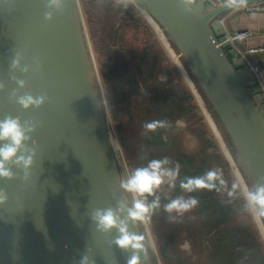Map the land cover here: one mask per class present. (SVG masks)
<instances>
[{
	"label": "water",
	"instance_id": "obj_1",
	"mask_svg": "<svg viewBox=\"0 0 264 264\" xmlns=\"http://www.w3.org/2000/svg\"><path fill=\"white\" fill-rule=\"evenodd\" d=\"M130 1L154 19L181 55L250 188L264 184L263 89L242 80L247 62L221 22L236 9L251 13L249 7L264 0H230L218 7L195 0L190 11L182 0ZM84 18L79 0H64L59 8L49 0H0V119L11 115L37 124L28 141L36 151L30 175L25 179L10 165L15 177L0 179L7 194L0 205V264H79L86 252L92 264H126L128 254L112 244L115 229L98 232L90 219L92 210L115 209L118 201L130 206L131 197L118 186L123 173ZM17 52L27 72L10 70ZM25 94L47 99L25 110L16 102ZM129 228L145 238L142 264H161L146 224Z\"/></svg>",
	"mask_w": 264,
	"mask_h": 264
},
{
	"label": "rangeland",
	"instance_id": "obj_2",
	"mask_svg": "<svg viewBox=\"0 0 264 264\" xmlns=\"http://www.w3.org/2000/svg\"><path fill=\"white\" fill-rule=\"evenodd\" d=\"M79 1L104 86L110 128L123 177L130 174L133 169L144 167L150 160H153L148 157L149 149L145 142L146 133L149 130H146L144 125L156 119V109L153 107L156 94L165 98L171 92L173 96L169 99L171 107L169 120L174 129V148L186 156L204 158L203 154L207 143L206 138L201 137L199 132L211 134L214 138L213 142L217 143L220 148L221 157L211 158L205 169L208 172L217 169L221 175H225L224 167H222L225 162L228 171L227 179L224 178V180L231 186L234 181L235 187L240 189L244 197L243 193L246 189L244 183L248 189H251L250 184L241 167L242 172L239 170L240 164L235 158V152L226 144V138L223 136L218 122L216 119L214 120L216 117L212 116L211 110L207 108L211 114V119H207L202 112L199 115L186 110L185 112L189 113L184 114L175 107L178 98L188 96V94L194 96L192 89L197 90V88L191 79V74L184 67L183 60L182 67L179 68L172 59V55L158 40L155 30L146 21V16L130 0ZM152 48L153 50H151ZM145 57L146 59H144ZM132 86L138 93H133V88H130ZM198 95L201 94L198 93ZM194 100V103L189 99L186 100V106L194 107L196 105L198 107L196 99ZM168 111H163L166 113L159 114V117L165 116ZM203 116L206 119L204 124L202 123ZM225 145L231 154L228 153ZM210 152H214V150L211 148ZM172 154L173 149L167 151L162 149L155 152V156L162 158H169ZM169 168L174 169L175 167L171 165ZM177 181L178 176L174 186H171L165 178V183L155 192V196H159L161 202L165 197L172 199ZM229 191L227 187L226 194L230 195ZM150 197L151 199L155 198L154 196ZM222 199V206L231 201L226 195H222ZM169 201L162 203L161 208L146 224L160 263L214 264L210 253L211 245L217 239V236L214 237L217 229H210L213 232L205 239V246L209 244L207 248L198 246L195 235L198 234L195 227V225L198 227V218L192 214V209L183 215L175 212L171 215L166 213L162 206ZM249 212L264 244V217L260 216L263 220L260 223L257 222L258 219H254L258 215L254 211L250 210ZM246 224L248 230H244V233H247V238L250 239L252 237L251 224L249 222ZM212 225L213 223L210 227ZM187 229H189V233L186 231ZM237 247H232V249ZM231 257L237 259L239 255L231 252Z\"/></svg>",
	"mask_w": 264,
	"mask_h": 264
},
{
	"label": "clouds",
	"instance_id": "obj_3",
	"mask_svg": "<svg viewBox=\"0 0 264 264\" xmlns=\"http://www.w3.org/2000/svg\"><path fill=\"white\" fill-rule=\"evenodd\" d=\"M50 5L61 7L64 0H49ZM233 2L243 3V0H233ZM186 10H191V6L195 4V0H182ZM125 6H127L125 4ZM46 19L51 20V14H46ZM10 70H19L27 72L28 68L21 67V55L16 53L10 64ZM16 83L21 89L26 88L23 80L16 79ZM4 85L0 83V89ZM47 97L33 96L25 94L16 97V102L25 110L29 108L41 107ZM165 121H153L144 125L146 130L155 131L158 127H165ZM37 124L34 120L21 121L18 116H5L0 119V179L11 180L15 177V173L10 165H14L24 173V178L30 175V169L34 164L36 155L35 146L29 147L28 141L32 139L31 133L36 130ZM170 163L167 157L163 159H153L144 167H137L130 174L123 178L119 177V188L131 197V205H126L125 201H118L117 207L106 209H94L90 212V219L95 225V229L101 233H111L113 229L116 235L112 240V244L119 250L127 253L126 264H142L141 257L147 258V245L144 243V236L138 232H133L129 228V223L133 225H144L151 221L152 216L161 208L159 196H155V192L165 183L167 178L169 184L174 186L175 180L179 173V164L176 167H166ZM217 179L215 170L207 172L201 177L186 178L181 181L180 187L187 191L193 192L197 189L214 187L212 183ZM244 198L246 208L254 211L259 216H264V184H260L252 189H245ZM155 198L149 201L148 197ZM7 201V194L4 190H0V205ZM198 201L194 197L184 199L176 197L168 203L163 204V210L172 214L173 212L183 215L197 205ZM126 211L124 218L118 215L119 212ZM79 264H92L91 258L87 254L80 257Z\"/></svg>",
	"mask_w": 264,
	"mask_h": 264
},
{
	"label": "trees",
	"instance_id": "obj_4",
	"mask_svg": "<svg viewBox=\"0 0 264 264\" xmlns=\"http://www.w3.org/2000/svg\"><path fill=\"white\" fill-rule=\"evenodd\" d=\"M151 50H153V48ZM144 59H146V57ZM130 88H133V93H138V91L134 90L133 86ZM172 96L173 93L170 92L169 96H166L165 98L160 96V94H156L154 98L155 105H153V107L156 109L155 121H165L167 124L163 128L158 127L155 131H148L146 133L147 139L145 145L149 149L148 157L151 159H163L160 156H155V152L162 149L166 151L173 149L172 156L168 158L170 163L167 167H170L171 165L176 167V165L179 164V173L177 175L178 181L175 185L172 199L182 196L184 199L186 197H194L198 201L197 205L192 208L191 211L192 214L198 218V227L195 225L196 230L198 231V234H195L198 240V246H204L207 248L209 244H206L205 246V239L211 234V232H213V230L211 231L210 229L216 228L218 230H216L214 235L215 238L217 236V239L215 241L213 240L214 243L211 245L212 251L210 253L211 260L213 259L214 264H264V244L262 243L256 226L253 223V218L249 212L250 210L246 208V201L242 196L240 189L237 186L235 187L233 179L232 186L224 180V178L227 179L226 173L228 171L225 162L223 164L224 166H222L224 167L225 175H221L217 169H214L217 172V179L212 182L214 187L211 189L203 188L197 189L193 192H187L180 187L181 181H186V178L204 176L208 172L205 167L209 160L213 157L220 158L221 151L217 143L215 144V142H213L214 138L210 133V135H207L208 133L199 132L201 137L206 138L207 143L205 153L203 154L204 158L199 159L194 156L190 157L177 152V149L174 148L175 139L173 138V124L169 120V112H171L169 99ZM187 97L194 103L195 100L192 94H188V96L186 95L185 97L178 98L175 107L184 114L189 113L185 112L186 110H189L201 115V112L196 105H194V107L186 106L185 101L188 100ZM165 110H169L168 113L165 116L161 115L159 117V114L166 113L163 112ZM202 123L204 124L203 118ZM225 141L230 149L234 151L232 146H230L231 143H229V139L226 138ZM208 147L209 151L212 148L214 152L209 153ZM227 187L230 190V195L226 194ZM222 195H226L231 199V201L224 206H222ZM148 199H150V201L152 200L150 196ZM169 200H171L169 197H165L162 199L161 204ZM241 217L242 220H240ZM247 222L251 224L250 232L252 233V237H250V239L247 238V233H244V230H248ZM212 223L213 225L210 227ZM186 231L189 233V229ZM231 246L233 248L235 246L238 247L233 250ZM231 252H234L235 254L237 253L239 258L233 259L231 257Z\"/></svg>",
	"mask_w": 264,
	"mask_h": 264
},
{
	"label": "crops",
	"instance_id": "obj_5",
	"mask_svg": "<svg viewBox=\"0 0 264 264\" xmlns=\"http://www.w3.org/2000/svg\"><path fill=\"white\" fill-rule=\"evenodd\" d=\"M227 1L230 0H208L209 4L211 6L213 5V7H218L226 3ZM258 4L256 7L253 8L248 6L249 11H251V13H248L247 8L236 9L233 12L223 16L221 22H223L222 24L224 26L225 31L236 32L241 30H251L254 33L250 39L238 43L235 47L241 58H243L247 62V66L244 69L240 70V76L242 80L249 87L256 85L261 86V88L263 89L264 96V12H256V10L264 11V1ZM185 68L188 73L191 74L187 69L186 65ZM190 76L197 90L202 95L201 97L207 105V108L211 110L207 100L205 99L201 90L193 79L192 74ZM260 109L262 112H264V102L260 104ZM200 112L202 111L200 110ZM212 116L215 117L214 115ZM215 119L220 126V130L222 131L223 136L225 138H228L220 122L217 120V118H214V120Z\"/></svg>",
	"mask_w": 264,
	"mask_h": 264
},
{
	"label": "built area",
	"instance_id": "obj_6",
	"mask_svg": "<svg viewBox=\"0 0 264 264\" xmlns=\"http://www.w3.org/2000/svg\"><path fill=\"white\" fill-rule=\"evenodd\" d=\"M143 13V12H142ZM144 14V13H143ZM146 16V21L148 22V24L155 30L156 36L158 37V40L162 43V45L165 47V49L172 55V59L174 60V62L178 65V67H182V58L180 57L181 55L177 52V50L174 48V46H172V44L169 42L168 40V36L166 35L165 31L159 27L153 20L151 19L149 16H147L146 14H144ZM223 23V22H222ZM226 32V36L227 38L230 40L232 46L236 49V45L240 42H243L245 40L250 39L253 36V32L251 30H241V31H225ZM175 50V51H174ZM184 65V64H183ZM185 67V65H184ZM182 74H183V70H182ZM192 89V88H191ZM198 90H195L194 88L192 89V93H193V97H195L194 99H196L197 101V105L200 108V110L202 111V113L204 114V116L207 119H211V114L208 112L207 110V106L204 103V100L202 99L201 95H198ZM197 93V94H196ZM206 120V119H205ZM224 142V141H223ZM226 142V141H225ZM227 144V143H226ZM226 146V145H225ZM227 147V146H226ZM227 151L229 154L230 151L228 150L227 147ZM232 156V155H231ZM233 158V156H232ZM234 160V159H233ZM235 162V161H234ZM239 168V166H238ZM239 170L241 171V169L239 168ZM242 172V171H241ZM246 188L247 185L246 183H244ZM248 189V188H247ZM253 213V212H252ZM254 215V214H253ZM256 218L257 222L259 221L260 223L263 222V220L260 218V216L258 215L257 217H254V219ZM255 220V222H256ZM262 220V221H261Z\"/></svg>",
	"mask_w": 264,
	"mask_h": 264
},
{
	"label": "flooded vegetation",
	"instance_id": "obj_7",
	"mask_svg": "<svg viewBox=\"0 0 264 264\" xmlns=\"http://www.w3.org/2000/svg\"><path fill=\"white\" fill-rule=\"evenodd\" d=\"M142 12V11H141Z\"/></svg>",
	"mask_w": 264,
	"mask_h": 264
}]
</instances>
